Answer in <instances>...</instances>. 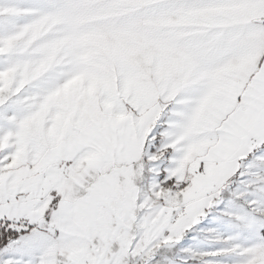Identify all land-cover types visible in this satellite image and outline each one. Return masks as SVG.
<instances>
[{
	"label": "snow or ice",
	"instance_id": "6c2138e0",
	"mask_svg": "<svg viewBox=\"0 0 264 264\" xmlns=\"http://www.w3.org/2000/svg\"><path fill=\"white\" fill-rule=\"evenodd\" d=\"M0 264H264V0H0Z\"/></svg>",
	"mask_w": 264,
	"mask_h": 264
}]
</instances>
